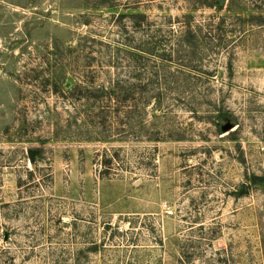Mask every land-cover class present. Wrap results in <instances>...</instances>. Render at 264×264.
<instances>
[{
  "label": "rangeland",
  "instance_id": "obj_1",
  "mask_svg": "<svg viewBox=\"0 0 264 264\" xmlns=\"http://www.w3.org/2000/svg\"><path fill=\"white\" fill-rule=\"evenodd\" d=\"M0 264H264V0H0Z\"/></svg>",
  "mask_w": 264,
  "mask_h": 264
},
{
  "label": "trees",
  "instance_id": "obj_2",
  "mask_svg": "<svg viewBox=\"0 0 264 264\" xmlns=\"http://www.w3.org/2000/svg\"><path fill=\"white\" fill-rule=\"evenodd\" d=\"M146 86V84L144 85ZM138 84L132 82L129 79H118L113 86L110 89H105L102 88L101 90L93 91L86 93L85 97L82 96L80 99L87 100V102H90V100L95 99L96 102L99 103H114L113 107L110 106L108 109H102V110H107L108 113H103L101 111V116L103 119H107L108 116H116L117 118V127H115L116 133H113L112 135H102L100 136V140H107L108 138H113L115 134L119 136L118 138H125L128 136L129 132H131L133 126H134V121L136 120V112L137 109L139 108L138 104L140 100L137 98L136 99V93H140L143 95L146 88L143 87L142 84H140V91H137ZM103 90V91H102ZM82 93V91H80ZM142 98V97H141ZM140 98V99H141ZM103 106V104H102ZM108 106V104H107ZM103 107H106L105 105ZM115 107V109H114ZM113 108V109H112ZM111 110H114L112 113ZM112 113V114H109ZM123 116V117H121ZM93 116L87 115L86 117L84 116V121L80 124L79 128L82 129V127H96L97 124L92 119ZM76 122L78 120L76 119ZM106 122L104 121L103 125H105ZM113 127V125H112ZM104 132V131H103ZM105 134V133H102ZM108 141V140H107ZM117 152L114 154H108L106 152V155L104 159L102 160V164H104L106 167L110 166L114 163V161L117 158Z\"/></svg>",
  "mask_w": 264,
  "mask_h": 264
}]
</instances>
